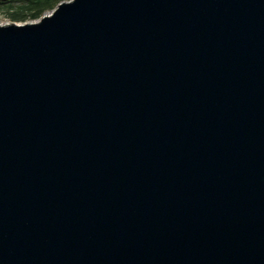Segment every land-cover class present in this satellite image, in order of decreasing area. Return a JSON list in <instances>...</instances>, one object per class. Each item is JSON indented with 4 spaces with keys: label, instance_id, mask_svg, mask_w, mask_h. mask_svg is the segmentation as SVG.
<instances>
[{
    "label": "water",
    "instance_id": "water-1",
    "mask_svg": "<svg viewBox=\"0 0 264 264\" xmlns=\"http://www.w3.org/2000/svg\"><path fill=\"white\" fill-rule=\"evenodd\" d=\"M0 264H264V0L0 26Z\"/></svg>",
    "mask_w": 264,
    "mask_h": 264
},
{
    "label": "rangeland",
    "instance_id": "rangeland-1",
    "mask_svg": "<svg viewBox=\"0 0 264 264\" xmlns=\"http://www.w3.org/2000/svg\"><path fill=\"white\" fill-rule=\"evenodd\" d=\"M46 0H13L12 1V9L13 13L8 12H2L0 13V26H7L12 23L16 24H26V23H36L39 22L43 17L45 16H51L55 10L58 9V7L62 3L71 2L72 0H57L53 8L48 9V6L46 7L45 12L41 14L39 17L34 18L33 14L37 13L40 9L41 5H38L39 2L41 4L45 3ZM22 20V21H16V20Z\"/></svg>",
    "mask_w": 264,
    "mask_h": 264
},
{
    "label": "trees",
    "instance_id": "trees-1",
    "mask_svg": "<svg viewBox=\"0 0 264 264\" xmlns=\"http://www.w3.org/2000/svg\"><path fill=\"white\" fill-rule=\"evenodd\" d=\"M56 2H57V0H46L45 3H43V4H41V2H39L38 5H41V6H40L39 11L37 13L33 14L34 18L39 17L46 10L53 8ZM47 6H48V9H46ZM14 20H16V19H14ZM16 21H22V20L20 19V20H16Z\"/></svg>",
    "mask_w": 264,
    "mask_h": 264
},
{
    "label": "flooded vegetation",
    "instance_id": "flooded-vegetation-1",
    "mask_svg": "<svg viewBox=\"0 0 264 264\" xmlns=\"http://www.w3.org/2000/svg\"><path fill=\"white\" fill-rule=\"evenodd\" d=\"M12 1L13 0H0V13L2 12H8V13H13L12 9Z\"/></svg>",
    "mask_w": 264,
    "mask_h": 264
}]
</instances>
